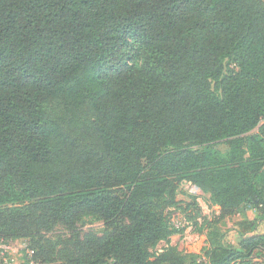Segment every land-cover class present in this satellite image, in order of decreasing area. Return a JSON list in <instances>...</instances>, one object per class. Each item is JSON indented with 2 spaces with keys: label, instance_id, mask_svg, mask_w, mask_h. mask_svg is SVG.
<instances>
[{
  "label": "trees",
  "instance_id": "trees-1",
  "mask_svg": "<svg viewBox=\"0 0 264 264\" xmlns=\"http://www.w3.org/2000/svg\"><path fill=\"white\" fill-rule=\"evenodd\" d=\"M183 181L222 215L264 207V0H0V240L95 217L104 234L33 258L253 264L264 232L246 218L205 260H150Z\"/></svg>",
  "mask_w": 264,
  "mask_h": 264
},
{
  "label": "rangeland",
  "instance_id": "rangeland-1",
  "mask_svg": "<svg viewBox=\"0 0 264 264\" xmlns=\"http://www.w3.org/2000/svg\"><path fill=\"white\" fill-rule=\"evenodd\" d=\"M252 132L256 133L257 127ZM208 148L218 157L228 154L227 143L223 140L209 144ZM159 202L163 215L174 231L166 240H161L150 248V260H154L169 248H174L184 256L186 263L190 258L205 260L206 248L214 238L212 235L215 232H226L228 239L237 244L239 237L236 234V224L244 218L258 220V229L264 232V207L257 208L256 211L249 208L242 215H222L219 207L212 202L208 191L200 190L187 181L180 182L174 193L166 192ZM105 231L103 221L95 217H84L73 228L56 225L51 230L42 231L31 238L3 240L7 249L3 254L0 249V264H23L28 251L34 257L39 251L44 257L51 254L52 260L57 261L62 246H67L66 250L76 251L86 234L98 237ZM37 259L44 264L40 256ZM253 264H264V249L253 257Z\"/></svg>",
  "mask_w": 264,
  "mask_h": 264
},
{
  "label": "built area",
  "instance_id": "built-area-1",
  "mask_svg": "<svg viewBox=\"0 0 264 264\" xmlns=\"http://www.w3.org/2000/svg\"><path fill=\"white\" fill-rule=\"evenodd\" d=\"M0 249L2 250V252H1L2 254H3V251L5 252V250L7 249V246H6V244H4L3 240H0ZM27 250H29V249L27 248ZM23 264H41V263L39 261L35 260L32 256V253L28 251L26 259H25Z\"/></svg>",
  "mask_w": 264,
  "mask_h": 264
}]
</instances>
